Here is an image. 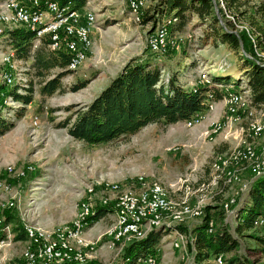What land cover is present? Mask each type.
<instances>
[{"label":"rangeland","instance_id":"374dc122","mask_svg":"<svg viewBox=\"0 0 264 264\" xmlns=\"http://www.w3.org/2000/svg\"><path fill=\"white\" fill-rule=\"evenodd\" d=\"M89 1L94 6L91 8L99 26V31L93 36L92 51L77 70L61 79L62 89L44 101L39 99L38 82L33 78L32 101L23 106L22 116L14 118L13 126L0 136V181L18 192L15 206L10 208L18 221L21 222V214L27 212L33 224L44 228L70 225L75 221L82 203L89 201L92 211L100 205H108V212L86 225L80 236L81 241L73 244L82 251L86 261L111 264L128 244L114 241L104 234L115 219L116 193L111 183H118L122 188L134 186L131 188L137 189L139 178L147 183L159 181L172 202H181L188 196L190 203L202 199V204L208 205L220 194L209 174V165L215 154L249 143L255 153L264 158V134L250 136L247 131L249 118L242 110L236 112L225 130L212 132L209 124L215 120L224 121L227 116L221 99L217 101L216 110L210 112L217 115L209 119L206 113L205 119L192 128H187L184 121L164 127L146 126L127 138L95 145L72 138L67 128H61L59 124L87 105L128 59L140 55L147 48L146 36L153 27L151 21L142 25L129 20L127 0ZM151 3V0H147L145 11ZM177 27L173 34L181 35L183 42L178 50H174L175 58L184 56L186 61L191 58L197 60L195 68H191L193 62L186 67L183 81L187 85L197 83L208 69L212 76H222L212 66L232 62L234 56L220 43L214 44L211 40L206 45L199 43L204 30H209L208 25L200 22L195 14H190L188 20ZM2 41L0 83L6 85L1 75L8 67L3 64L2 55L9 48ZM14 60L18 75L22 77V80L16 77L14 85L21 91L30 79L28 70L31 58ZM57 72L58 69L52 70L50 75ZM236 72V66L228 70L230 74ZM237 79L233 76L231 83H236ZM83 80L87 81L85 87L73 90L72 87ZM8 104L22 107L17 102L8 101ZM254 110L257 112L256 118L264 123V114L259 115V110ZM35 117L36 125L33 124ZM29 166L31 169H28ZM254 180L252 175L244 172L239 183L225 188L220 203L229 200L238 203L244 199ZM201 184L203 188L194 194L193 190ZM8 198L9 194L0 187V218L5 217L9 210L2 207ZM199 222L200 218H189L180 223L187 232L183 234L179 247L173 245L172 237L178 239L175 233L169 236L167 231L160 229L161 238L150 248L155 250L157 264L197 263V252L189 231ZM219 223L228 226L235 235L234 214L225 216ZM7 227L10 229L11 226ZM10 237L9 244L0 251V264H24L22 251L25 241H14L13 234ZM239 242L238 253H246L245 241L240 239Z\"/></svg>","mask_w":264,"mask_h":264},{"label":"trees","instance_id":"16d2710c","mask_svg":"<svg viewBox=\"0 0 264 264\" xmlns=\"http://www.w3.org/2000/svg\"><path fill=\"white\" fill-rule=\"evenodd\" d=\"M85 1L75 0V4L81 7ZM151 1L139 24L146 25L151 21L154 29L159 20L157 18L162 15L174 17L176 20L168 26L173 34L174 28L186 22L190 14H195L209 29L204 30L199 43L206 45L211 40L214 44L225 45L232 52L234 61L215 64L212 69L221 72L222 76H212L208 69L206 75L210 83H197L190 87L183 81V73L190 62H193L191 68H195L197 60L191 58L186 61L182 54L183 57L175 58L173 50L158 54L146 48L140 55L129 59L87 105L59 124V127L67 128L72 138L87 145H95L127 138L150 124L164 127L186 121L204 110V103L209 96L218 101L228 92L239 91L241 86L249 92L253 105L264 107V60L256 55L249 37L255 38L256 48L264 49V0H225L226 10L233 19L227 18L213 0ZM0 40L8 45V52L13 51L15 59L31 58L28 70L30 79L21 91L14 85L15 80L10 85L0 83L1 136L13 126L14 118L22 116L23 106L32 101L33 78L38 82L39 99L44 101L62 89L61 79L74 71L67 69V53L49 49L47 37L35 44L32 32L24 27L4 30L0 33ZM234 66L237 72L228 73ZM55 69L58 72L50 75ZM233 76L238 79L232 84ZM86 84L87 81L83 80L72 88L81 89ZM8 101L17 102L22 107L9 106ZM225 188L214 197L212 204L204 207L199 224L189 231L197 252V264H211L217 255H222L224 264H264V233L256 225L258 217L264 216V173L251 183L244 199L239 200L235 206V235L228 226L219 223V220L225 219L220 203ZM107 206L100 205L92 211L88 224L106 214ZM11 210H7L2 218V226H11L14 241H26L22 223ZM160 229L167 231L166 234L187 232L181 224L154 229L146 237L128 243L118 259L111 264H136L139 257L153 251L150 248L162 236ZM2 235L3 231L0 232ZM240 239L245 241L244 254L238 253ZM231 251L234 252L228 256ZM83 264L100 263L87 261Z\"/></svg>","mask_w":264,"mask_h":264},{"label":"built area","instance_id":"2783aa9c","mask_svg":"<svg viewBox=\"0 0 264 264\" xmlns=\"http://www.w3.org/2000/svg\"><path fill=\"white\" fill-rule=\"evenodd\" d=\"M225 13L227 18L233 17L226 10L225 0H213ZM147 0H127V15L129 20L139 24L146 8ZM174 17L163 16L155 25L154 29L146 36L147 48L154 53L166 54L170 50H178L183 42L181 35L171 34L168 26L175 21ZM24 27L30 30L37 44L41 38H49L48 47L54 51H63L69 55L67 69L77 70L88 58L93 47L92 34L98 30L96 15L90 7V2L85 1L83 7H78L75 0H0V33L6 29ZM243 28V26H239ZM248 32V30H246ZM254 45L256 55L264 60V50L255 47V38L250 36ZM2 62L8 69L1 75L6 85H10L14 80L21 78L16 69L14 53L9 51L2 55ZM202 81L197 83L209 84L210 80L205 74ZM197 83H188L190 87ZM226 119L224 121L215 120L209 124L212 132L225 130L232 121L237 111H245L249 122L247 131L250 136L264 134V123L256 118L263 115L264 107H256L252 104L249 92L241 86L236 92H228L222 98ZM218 102L209 98L204 103V110L195 113L191 118L184 121L187 128H192L205 119L206 113L215 111ZM33 124H37V117ZM264 152V146L262 148ZM210 177L217 192H222V188L230 187L241 181V175L248 172L253 178H257L264 173V158H260L251 144H243L224 153H217L211 160ZM31 169V166L28 167ZM137 189L127 187L122 188L118 183H111V188L116 193L115 199V219L113 224L105 231V235L114 241L133 242L144 238L152 229L165 225H176L189 218H200L205 206L202 199L194 203L189 202V197L181 202H172L167 196L163 184L159 181L144 182L139 178ZM203 184L193 190V193L203 188ZM0 187L9 194V198L2 205L4 208L14 207V200L18 192L9 185L0 181ZM245 189V185H244ZM106 203L105 201L103 202ZM212 204V203H210ZM236 202L229 200L221 206L225 216L235 213ZM209 205V204H208ZM92 213L91 203H82L77 213L76 219L70 225H56L51 228H44L32 223L29 214H21V223L27 236L25 247L22 251L24 264H83L86 258L82 251L74 247L73 243L81 241V234L88 218ZM0 218V251L11 241V231L8 225L3 227ZM211 225V224H210ZM256 225L264 233V216H259ZM211 229L208 230L210 232ZM173 245L179 247L183 240V234L175 233ZM148 252L136 261V264H157L155 250ZM190 264H197L192 262ZM211 264H224L222 255L213 258Z\"/></svg>","mask_w":264,"mask_h":264},{"label":"crops","instance_id":"0c3cea01","mask_svg":"<svg viewBox=\"0 0 264 264\" xmlns=\"http://www.w3.org/2000/svg\"><path fill=\"white\" fill-rule=\"evenodd\" d=\"M88 1H89V0H88ZM89 2H90V7L93 6L92 3H91V1H89ZM84 4H85V3H84ZM83 6H84V5H83ZM83 6H81V7H83ZM93 7H94V6H93ZM97 17H98V14H97ZM97 27L99 28L98 25H97ZM96 31H99V29L96 30ZM96 31L93 32V34H92V38H93L94 33H95ZM121 68H122V66H121ZM121 68H120V69H121ZM113 77H114V76H113ZM113 77H111V78L108 80V82H109ZM107 84H108V83H107ZM107 84H105L104 87H105ZM104 87H103V88H104ZM103 88H102V89H103ZM102 89H101V90H102ZM96 95H97V94H96ZM96 95H95V96H96ZM95 96H94V97H95ZM94 97H93V98H94ZM218 101H220V100H218ZM208 115H209V116H208ZM216 115H217V113H215V112H213V113H210V112L207 113V116H208L209 119L215 117ZM203 122H204V121H203ZM207 124H209L208 121H207ZM148 126H157V125H156V124H150V125H148ZM209 170H210V167H209ZM133 184H135V181H133ZM103 216H104V215H103ZM114 216H115V213H114ZM102 218H104V217H102ZM51 227H54V226H51ZM170 235H171V234H169V236H170ZM175 239H176V237H172V240H175ZM165 242H166V241H165ZM161 248H162V247H161ZM160 250H162V249H160ZM158 251H159V249H158Z\"/></svg>","mask_w":264,"mask_h":264},{"label":"water","instance_id":"95a60500","mask_svg":"<svg viewBox=\"0 0 264 264\" xmlns=\"http://www.w3.org/2000/svg\"><path fill=\"white\" fill-rule=\"evenodd\" d=\"M153 30V28L151 29V30H149V32H151ZM131 59V58H130ZM129 60V59H128ZM159 228H162V226L161 227H159ZM154 229H158V228H154ZM154 229H152V230H154ZM151 232V231H150ZM147 236V235H146ZM145 236V237H146Z\"/></svg>","mask_w":264,"mask_h":264}]
</instances>
